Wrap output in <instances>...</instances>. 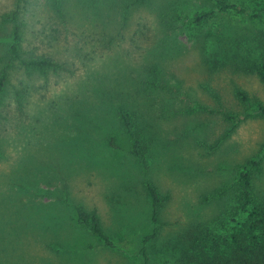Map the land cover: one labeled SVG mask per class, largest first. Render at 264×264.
Segmentation results:
<instances>
[{"label": "rangeland", "instance_id": "374dc122", "mask_svg": "<svg viewBox=\"0 0 264 264\" xmlns=\"http://www.w3.org/2000/svg\"><path fill=\"white\" fill-rule=\"evenodd\" d=\"M0 0V17L21 7L24 56H45L67 71L26 72L10 61V26L0 28V264H211L214 247L195 232L228 237L240 167L256 160L255 195L264 201V0ZM134 1V0H133ZM129 4L126 9V5ZM212 12L205 23L179 22ZM154 76L158 82H155ZM156 80V81H157ZM247 93L241 104L234 88ZM165 88V89H162ZM158 89V90H157ZM131 114L144 159L116 115ZM224 114L235 119L230 121ZM109 140L114 148L108 145ZM167 196L152 232L146 182ZM96 211L109 249L76 224L74 208ZM227 257L230 253L227 251Z\"/></svg>", "mask_w": 264, "mask_h": 264}, {"label": "trees", "instance_id": "16d2710c", "mask_svg": "<svg viewBox=\"0 0 264 264\" xmlns=\"http://www.w3.org/2000/svg\"><path fill=\"white\" fill-rule=\"evenodd\" d=\"M52 10L57 18L64 22L63 2L64 0H51ZM110 0H104L107 2ZM114 1V0H113ZM124 0H121V2ZM132 5L145 3L147 0H126ZM215 3L217 10L220 13L244 14L245 9L237 3H230L228 0H212ZM129 4L126 5V9ZM256 16L264 13V6L255 8ZM179 11H173L172 16L179 22L189 20L190 23L200 25L207 22L213 15L212 12H196L192 17H185L178 14ZM21 7L18 5L10 12L3 14L0 17V28L5 25L10 26V36L6 46L7 56L10 61L16 62L19 67L26 72H46L52 71H67L61 63L51 60L45 56H24L21 48L22 40V24L20 21ZM9 65L0 70V104L8 84L7 69ZM257 76L264 85V62H262L256 70ZM157 83V77L154 76ZM157 80V81H156ZM165 89V88H162ZM158 90V89H157ZM234 97L241 103L246 104L249 98L246 92L239 88H234ZM254 116L264 118V106L258 104L254 109ZM116 115L123 133L131 142V155L137 159L143 160L146 153V142L141 137L139 129L136 127L130 112L124 106H117ZM227 120H234L232 116L224 114ZM109 147L114 148L109 140ZM264 150V144L262 145ZM258 167L256 160H250L242 165L237 175V188L234 193L233 216H239L240 220L236 222L234 230L228 237H220L211 239L213 236L207 230L195 232V236L199 238L201 245L210 242L214 247V257L210 260L211 264H264V201L258 198L252 186V170ZM146 192L150 205V222L153 225L152 232L144 239V242L152 239L160 225V210L164 202L168 200L167 196H161L152 183L146 182ZM75 222L78 226L85 228L93 237L99 240L103 246L121 252H129L132 249L133 243L131 239H122L119 241L112 240L102 229L101 222L96 211H86L82 207L74 208ZM227 251L230 256L227 257ZM143 264H147L148 257L145 252V247L141 250Z\"/></svg>", "mask_w": 264, "mask_h": 264}]
</instances>
